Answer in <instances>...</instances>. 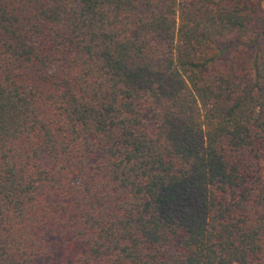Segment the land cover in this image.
<instances>
[{"label": "trees", "instance_id": "obj_1", "mask_svg": "<svg viewBox=\"0 0 264 264\" xmlns=\"http://www.w3.org/2000/svg\"><path fill=\"white\" fill-rule=\"evenodd\" d=\"M65 230L74 264H264L261 0H0V264Z\"/></svg>", "mask_w": 264, "mask_h": 264}, {"label": "rangeland", "instance_id": "obj_2", "mask_svg": "<svg viewBox=\"0 0 264 264\" xmlns=\"http://www.w3.org/2000/svg\"><path fill=\"white\" fill-rule=\"evenodd\" d=\"M264 6V0H261ZM236 51V52H235ZM252 51V47L240 48L239 51L234 47L228 48L220 57L216 58V64L220 67L229 68L236 60L244 62ZM238 53V54H236ZM233 54H236L233 56ZM237 56V57H236ZM53 254L50 260H46L40 264H74L76 257L81 253L82 246L72 239L69 231H64L61 237L52 240Z\"/></svg>", "mask_w": 264, "mask_h": 264}]
</instances>
